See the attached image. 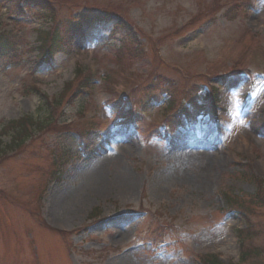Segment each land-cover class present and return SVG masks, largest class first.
<instances>
[{
	"label": "rangeland",
	"instance_id": "1",
	"mask_svg": "<svg viewBox=\"0 0 264 264\" xmlns=\"http://www.w3.org/2000/svg\"><path fill=\"white\" fill-rule=\"evenodd\" d=\"M58 1L49 0L50 6L57 11V20L68 28L73 25H68L67 20L81 14L114 10L130 15L149 36L161 38L187 24L213 0H138V4L134 0H78L72 2L76 8L70 11ZM220 2L224 8L214 22H206L198 30L186 29L183 35H172L161 45L166 64L191 76L185 84L177 72H164L177 87V101H181V91L185 90L187 96H192V101L185 100L186 104H204L209 90L197 76L209 74L206 71L213 66L218 67L219 76L224 75L248 47L244 42L249 41L251 34L260 40L264 0H251L246 11L242 0ZM227 12L233 13L234 18L229 19ZM54 18L42 11L28 10L23 20L13 19L0 0L1 30L20 34L27 48L37 45V31L46 34ZM112 27L110 23L84 24V36L74 37L65 54H58L37 70V51L26 53L20 69L0 65V132L10 122L25 117L43 122L47 129L50 109L45 96H60L79 67L95 68L97 79L91 93L72 104H68L69 99L60 102L58 121L74 124L75 128L86 119L103 120L100 129L87 131L83 137L35 129L22 153L0 163V190L10 191L13 199L0 196V264H200L195 252L205 251H217L224 262L237 263L241 257L239 230L254 229V250L264 245V211L257 215L258 207L254 205L248 218L221 214L226 200L220 193L228 190L250 202L257 190L252 178L257 177L258 171L264 172L263 154L250 139V133L264 137V37L258 40V47L244 50L250 73L225 82L221 123L203 117L192 125L185 124L170 137L163 138L159 130L148 138L143 129L137 134L135 127L122 124L112 105L116 97L132 89L137 77L149 72L150 61H137L132 72L123 68L126 66L116 58L121 37L111 36ZM63 28L61 25L59 30ZM139 42L149 47L142 38ZM211 84L224 85L220 78ZM32 86L41 92L32 91ZM195 87H200L198 94L194 93ZM255 90L258 99L252 96ZM168 104L166 96L158 105H148L145 121L160 123ZM125 108L127 111L130 106ZM2 143L7 149L11 135L4 137ZM18 151L9 150L6 155ZM59 152L71 156L62 165L65 174L57 182L50 179L47 192L38 201L37 191H43V177L49 179L53 156ZM235 153L245 162H254V169L249 172L235 166ZM35 207L40 208L39 216ZM95 207L101 208L102 220L86 223ZM140 207L147 211L145 215L137 213ZM156 211L163 212V220L172 226L164 247L159 246L151 232L157 228L152 218ZM42 218L54 229H58L54 224L69 232L82 226L89 228L70 237L75 245L71 254L68 240L46 229ZM261 260L262 263L257 260L247 264H264L263 257Z\"/></svg>",
	"mask_w": 264,
	"mask_h": 264
},
{
	"label": "trees",
	"instance_id": "2",
	"mask_svg": "<svg viewBox=\"0 0 264 264\" xmlns=\"http://www.w3.org/2000/svg\"><path fill=\"white\" fill-rule=\"evenodd\" d=\"M26 3H28L29 5H35V6H40V7H44V8H49V10L51 11V13L53 12L54 13V9L48 4V2H46L45 0H25ZM16 7V5H15ZM60 40H62V38L60 37L57 41V37L55 38V49H59L60 45L62 42H59ZM128 40H126L127 42ZM13 45L14 46V43L10 40H7L5 39V37H1L0 36V54L2 53H6L9 51L10 49V45ZM44 47V46H43ZM40 48L41 50L43 49ZM44 50H45V47H44ZM122 55L120 56L121 59H124L126 58L127 54L125 53V50H122ZM44 53H42L43 55ZM48 55V50L45 51V56ZM81 75V73H80ZM82 76H79L78 78V81L76 82V84L74 85H70L69 89L66 90V92L71 91V93H74L73 91H77L79 88H82V87H85L88 85V79L86 80H82L81 79ZM65 92V94H66ZM29 121L28 120H22V121H19V122H14L12 123L11 127L4 130V133L2 134L3 136L4 135H7L9 133H13L15 135V137L13 138V141H12V147L11 149H13L14 147H20L22 145H24L25 141L27 140L28 138V133L26 132V128H25V124L28 123ZM1 144V143H0ZM211 263H216V264H219L218 262L216 261H210V264Z\"/></svg>",
	"mask_w": 264,
	"mask_h": 264
},
{
	"label": "bare ground",
	"instance_id": "3",
	"mask_svg": "<svg viewBox=\"0 0 264 264\" xmlns=\"http://www.w3.org/2000/svg\"><path fill=\"white\" fill-rule=\"evenodd\" d=\"M113 136H116V135H113ZM113 136H111V137H113ZM115 138L117 139V138H119V136H118V137H115ZM180 147H181V146H180ZM176 149H178V148H176ZM98 151H99V149H98ZM177 151H178V150H177Z\"/></svg>",
	"mask_w": 264,
	"mask_h": 264
}]
</instances>
